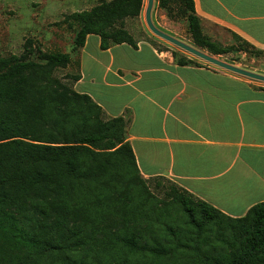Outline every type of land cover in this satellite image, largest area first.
Wrapping results in <instances>:
<instances>
[{
  "label": "trees",
  "instance_id": "16d2710c",
  "mask_svg": "<svg viewBox=\"0 0 264 264\" xmlns=\"http://www.w3.org/2000/svg\"><path fill=\"white\" fill-rule=\"evenodd\" d=\"M182 3L193 43L209 54H225L205 45L192 0ZM160 5L165 8L164 0ZM142 6L143 0L100 1L66 16L63 23L78 28L73 50L90 35L99 37L102 51L122 44L135 48L124 21L138 18ZM31 54L0 56V264H130L116 257L118 249L168 255L159 241L136 230L137 211L128 205L132 192L123 187L121 169L140 174L125 139L127 121H103L90 97L53 78L57 68L70 64L69 55L39 53L35 62ZM173 58L178 66L189 63ZM178 190L189 219L198 215L203 226L220 217L243 223L248 238L229 264H264V203L235 220Z\"/></svg>",
  "mask_w": 264,
  "mask_h": 264
},
{
  "label": "crops",
  "instance_id": "0c3cea01",
  "mask_svg": "<svg viewBox=\"0 0 264 264\" xmlns=\"http://www.w3.org/2000/svg\"><path fill=\"white\" fill-rule=\"evenodd\" d=\"M192 2L203 24L264 50V0ZM78 59L75 92L106 120L128 121L126 141L144 179L169 180L230 219L264 203V87L214 66H178L145 43L102 51L95 35Z\"/></svg>",
  "mask_w": 264,
  "mask_h": 264
},
{
  "label": "rangeland",
  "instance_id": "374dc122",
  "mask_svg": "<svg viewBox=\"0 0 264 264\" xmlns=\"http://www.w3.org/2000/svg\"><path fill=\"white\" fill-rule=\"evenodd\" d=\"M100 1L111 0H0V56L20 58L29 49L33 51L29 60L35 62H40L39 53L69 55L70 64L57 68L52 76L75 91L72 79L79 75L80 50L74 51L73 48L78 28L75 24L69 27L63 20L73 13L91 10ZM164 2L165 8H161V0H154L152 13L153 24L161 32L227 64L264 75V50L227 29L203 24L197 17L205 45L209 43L213 50L226 52L216 56L209 54L193 43L184 15L186 5L182 0ZM146 3L143 0L138 18L124 21L126 31L136 44H149L158 52L168 53L172 58L174 55L176 60L183 58L189 62V67H213L152 35L143 19ZM253 82L264 87L263 83ZM102 120L108 121L105 117ZM121 170L125 182L123 187L132 192V196L128 195V205L137 211L136 230L159 241L168 255H136L118 249L120 253L116 257L126 258L130 264H229L241 253L248 238L243 223L231 224L220 217L215 223L203 226L198 215L191 220L183 211L180 199H177L181 194L171 181L163 178L146 180L141 175L133 176L127 167ZM108 203L112 208V200ZM148 245L154 247L152 240Z\"/></svg>",
  "mask_w": 264,
  "mask_h": 264
},
{
  "label": "water",
  "instance_id": "95a60500",
  "mask_svg": "<svg viewBox=\"0 0 264 264\" xmlns=\"http://www.w3.org/2000/svg\"><path fill=\"white\" fill-rule=\"evenodd\" d=\"M153 8V0H147V5H146V9H145V13H144V20H145V24L147 29L150 31V33H152L154 36L162 39L163 41L175 46L176 48L186 52L187 54L201 60L204 61L207 64H210L218 69H221L223 71L235 74L237 76L240 77H244L247 79H251L253 81L256 82H260L264 84V76L257 74V73H253V72H249L247 70H243L241 68L232 66L230 64H227L223 61H220L208 54H205L201 51H199L198 49H195L187 44H184L176 39H174L173 37L159 31L157 28H155V26L152 23L151 20V11Z\"/></svg>",
  "mask_w": 264,
  "mask_h": 264
}]
</instances>
